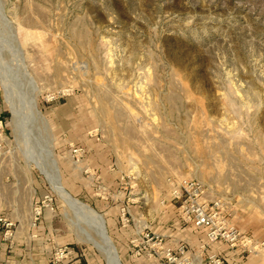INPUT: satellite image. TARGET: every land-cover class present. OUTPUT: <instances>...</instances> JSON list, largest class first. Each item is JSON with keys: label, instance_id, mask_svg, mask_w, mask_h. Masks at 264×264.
Listing matches in <instances>:
<instances>
[{"label": "rangeland", "instance_id": "1", "mask_svg": "<svg viewBox=\"0 0 264 264\" xmlns=\"http://www.w3.org/2000/svg\"><path fill=\"white\" fill-rule=\"evenodd\" d=\"M0 111L4 168L37 178L33 208L89 264H109L94 242L102 217L117 247L109 207L120 224L142 204L185 223L186 182L220 229L259 232L264 264V0H0ZM86 138L105 147L117 188L89 165ZM50 160L94 214L53 190L35 164Z\"/></svg>", "mask_w": 264, "mask_h": 264}, {"label": "crops", "instance_id": "2", "mask_svg": "<svg viewBox=\"0 0 264 264\" xmlns=\"http://www.w3.org/2000/svg\"><path fill=\"white\" fill-rule=\"evenodd\" d=\"M1 116L0 111V118ZM2 135L3 131L0 130V136ZM96 141L86 138L83 144L87 159L90 161L89 165L103 177L106 184L117 188V176L112 174L113 165L109 160V154L105 152L103 144ZM5 163V160L0 159V219L11 223L12 227L11 235L6 236L7 229L0 223V264H89L84 252L69 247L68 244L63 245L55 237L54 217L47 208L43 210L36 225H33V206L39 197L42 198L38 180L33 175L23 176L20 165L15 161L12 171L4 168ZM157 207L155 212L145 208L143 204L142 207L129 208L134 212V222L128 227L120 224L119 218H115L116 215H113L109 207L110 230L124 264H166L150 259L146 255L140 257L134 255L131 241L144 230L164 236L166 243L174 249L179 245H185L188 252L192 253L193 264H208L213 255L220 257L223 264H262L260 250L253 253L241 248L235 250L221 240L207 245L206 250L202 249L208 241V230L205 227L183 223L177 215L170 216V209L173 208L164 210V206ZM173 212H176V209H173ZM241 233L245 234L246 231ZM247 234L255 243H261L258 231ZM57 248H67L70 251L61 262L55 259Z\"/></svg>", "mask_w": 264, "mask_h": 264}, {"label": "built area", "instance_id": "3", "mask_svg": "<svg viewBox=\"0 0 264 264\" xmlns=\"http://www.w3.org/2000/svg\"><path fill=\"white\" fill-rule=\"evenodd\" d=\"M2 128V121H0ZM81 150H75L78 153ZM205 191L201 185L194 182H186L182 186L181 194L177 199L180 201V213L185 223H192L196 227H205L208 230L207 239L209 243L224 241L232 248H242L248 252H257L261 244L255 243L246 234L231 228H219L215 220L214 206L211 207L206 201H203ZM42 215V208L34 209L33 225L39 221ZM121 224L128 227L133 224L134 219L129 214V209L124 207L121 211ZM0 223L7 229L6 236L11 235L10 228L12 224L4 219H0ZM131 247L135 256L146 255L148 258L164 262L166 264H183V256L186 255L187 248L185 245H179L177 249L166 243L164 236H159L150 231L139 232L137 238L131 241ZM70 254L67 248H58L55 250V259L59 262L66 259ZM211 264H223L222 259L211 258Z\"/></svg>", "mask_w": 264, "mask_h": 264}, {"label": "bare ground", "instance_id": "4", "mask_svg": "<svg viewBox=\"0 0 264 264\" xmlns=\"http://www.w3.org/2000/svg\"><path fill=\"white\" fill-rule=\"evenodd\" d=\"M33 109L36 108L34 107ZM13 111L15 117H18L17 115L18 112L14 110V106H13ZM35 164L39 166V168L42 170V173L45 175L46 179L48 180L53 190L59 195V197L63 200L64 203H66L68 207H71V209L73 208L76 211H80L81 209L85 213L94 214V212L86 208L82 202L76 201L68 195V193L65 191V189L62 187L60 183V179L57 175V170L55 169L54 166L51 167V164L53 165V162L51 160L49 162L47 161L46 164L39 162L37 163L35 162ZM49 164L51 168L48 169ZM96 225H97L96 228L98 229L100 234L101 241H94L95 245L99 247V249L102 251L105 257H107V262H109V264H119L117 260V256L115 254L114 247L110 244L106 236V232L104 230L103 224H101L98 220Z\"/></svg>", "mask_w": 264, "mask_h": 264}, {"label": "water", "instance_id": "5", "mask_svg": "<svg viewBox=\"0 0 264 264\" xmlns=\"http://www.w3.org/2000/svg\"><path fill=\"white\" fill-rule=\"evenodd\" d=\"M96 213H97V212H96ZM97 214H98V213H97ZM100 216H101V215H100ZM101 217H102V216H101ZM102 221H103V225H104V228H105L106 236H107V238H108L110 244L114 247V250H115V252H116L117 260H118L119 264H122L121 259H120V257H119V253H118V251H117V248L115 247L113 241L111 240V238H110V236H109V234H108V231H107V229H106L105 221H104L103 217H102Z\"/></svg>", "mask_w": 264, "mask_h": 264}]
</instances>
